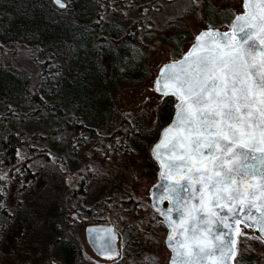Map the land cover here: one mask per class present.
Returning <instances> with one entry per match:
<instances>
[{"label": "snow or ice", "instance_id": "6c2138e0", "mask_svg": "<svg viewBox=\"0 0 264 264\" xmlns=\"http://www.w3.org/2000/svg\"><path fill=\"white\" fill-rule=\"evenodd\" d=\"M55 3L66 5L70 0ZM202 6L203 0H181L180 11ZM242 7L246 11L233 13L228 31L209 22L194 33L189 49L179 59L162 64L151 84L157 108L169 101L174 108L163 127V138L150 151L164 181L158 199L169 204L157 211L171 229L167 239L175 253L172 264H244V254L251 250L248 240L264 242V0H243ZM199 18L203 20L202 12ZM17 156H21L19 151ZM62 168L67 172L66 165ZM87 170L86 166L78 171ZM91 171L97 177L108 174L95 167ZM2 175L11 180L7 173ZM79 179L72 174L66 183L74 188ZM7 196L6 185L0 184V197ZM125 198L131 197H121ZM18 202L23 205L22 194ZM5 207L6 199H0V208ZM72 209H76L69 212L73 223L88 219L79 215L77 205ZM173 213H178V219H173ZM241 225L258 229L260 235L244 231ZM87 231L100 255H119L112 228L89 225ZM66 238L62 233L53 237L57 241ZM17 244L24 250L23 241ZM54 247L49 241V248ZM20 264L33 262L21 259ZM40 264L59 261L48 256Z\"/></svg>", "mask_w": 264, "mask_h": 264}, {"label": "rangeland", "instance_id": "374dc122", "mask_svg": "<svg viewBox=\"0 0 264 264\" xmlns=\"http://www.w3.org/2000/svg\"><path fill=\"white\" fill-rule=\"evenodd\" d=\"M50 1L52 3V0ZM173 1V4L165 5V10L158 15L159 24H168L167 33L157 37L159 42L148 61V74L143 81L127 85L121 90L108 87L104 81L96 80L98 85L90 83L102 93L98 111L113 107L117 118L129 116L133 123L134 120H140L144 130L156 128L159 108L157 94L151 90V84L162 64L171 58L179 59L194 42V33L209 22L213 27L227 31L234 19L233 13L244 12L243 0H203L201 8L183 12L180 11L181 0ZM117 8L114 7L115 11L102 15L104 20L92 29L88 42L92 43V46L106 44L102 43V39L106 38L104 30L107 24L122 29L128 27L134 13L127 12L123 7L121 10L127 15L121 14ZM201 12L202 21L199 18ZM51 14L55 15V12L51 11ZM177 39L179 44L176 43ZM80 45L74 44V49L71 48L65 54L56 53V58L53 64L48 66L42 82L55 86L61 78H67L71 86L82 87L87 81H92L85 78L86 72L94 70L101 74L98 66L91 65L94 61V48ZM169 52L173 54L171 57ZM23 58V55H18L13 57L12 61L18 62L20 70L40 75L31 58ZM15 66L18 67L17 64ZM101 66L105 69L104 61H101ZM149 96L151 99H146ZM38 113L39 111L29 120L25 129V137L31 138L30 145L43 151L33 156L44 154V157L38 159L39 169L35 178L30 182L19 181L21 183L16 182L13 177L8 182L3 178L8 196L0 197L6 199L7 203V207L1 208V211L10 219L0 231V264H20L21 259H31L33 264H40L48 256L58 260L59 264H64L63 242H73L77 246V264H169L171 251L166 246L168 230L152 209L150 198L152 186L159 179V169L150 156L151 147L155 143H144L140 149L126 145V148H121L112 157H107L103 153H97L96 141L103 140L100 136L112 134L118 123L102 127L101 130H96L95 134L91 130L90 134H87L85 129L81 130V140H78L79 126L73 122L76 118H71L66 124L58 123V119H54L53 129L48 125L52 124L48 116L43 112ZM24 150L20 152L21 156L33 158L29 154H23ZM49 152L53 155L50 156ZM62 165L67 166V172L63 170ZM86 166L87 171H78ZM93 167L108 174L97 177L91 171ZM72 174H75V178H82L74 188L66 183V178ZM136 176H139V179H136ZM21 194L23 205L18 202ZM129 203L132 208L130 214L124 211L126 207H130ZM73 204L77 205L79 215L87 216V220L76 219L75 223L72 222L75 218L69 217V212L76 210L72 209ZM104 218L117 227L124 223L131 224L134 235L130 243L127 240L123 242L120 257L111 261H103L96 256L84 238L86 224ZM153 221H156L154 226L151 225ZM57 224L62 227H57ZM241 227L244 231L259 236L257 230L243 225ZM61 233L67 238L58 241L53 239L54 234L59 236ZM18 240L23 241L24 250H19ZM49 241L55 244L53 249L49 248ZM248 244L251 245V250L244 254V264H263L264 242L251 238Z\"/></svg>", "mask_w": 264, "mask_h": 264}, {"label": "trees", "instance_id": "16d2710c", "mask_svg": "<svg viewBox=\"0 0 264 264\" xmlns=\"http://www.w3.org/2000/svg\"><path fill=\"white\" fill-rule=\"evenodd\" d=\"M173 3V0H70L61 10L50 0H0V184L6 185L2 175L5 171L16 182H30L35 178L38 159L44 154L33 156L43 151L30 145L31 138L25 137V129L38 111L48 116L52 123L48 125L53 129L56 119L58 123L66 124L76 118L73 122L79 126L78 140H81V130L85 129L87 134L91 130L95 134L102 127L118 123L112 134L100 136L103 140L96 141L97 153L107 157H112L126 145L140 149L144 143H155L159 139L163 127L174 115L171 101L160 105L156 128L146 131L140 120L133 123L129 116L117 118L113 107L98 111L102 93L90 83L98 85L96 80L104 81L108 87L121 90L143 81L148 74V61L158 43L157 37L167 33L168 24H159L158 15L165 10V5ZM114 7H118L121 14L123 7L134 13L128 27L122 29L107 24L106 38L102 39L106 44L92 46L88 43L92 29L104 20L102 15L115 11ZM148 24L154 26L149 29ZM74 44L94 48L91 65L98 66L102 73L86 72L85 78L92 81L82 87L71 86L67 78H61L55 86L43 83L42 78L48 66L53 64L56 53L65 54ZM18 55H23L24 60L31 58L40 75L20 70L18 62L12 61ZM41 55L44 56L41 58ZM101 61H104L105 69ZM133 126L140 131H135ZM22 149H25L23 154L33 158L18 157L17 152ZM9 219L0 208V231ZM62 255L64 264H77L79 260L73 242H63Z\"/></svg>", "mask_w": 264, "mask_h": 264}, {"label": "water", "instance_id": "95a60500", "mask_svg": "<svg viewBox=\"0 0 264 264\" xmlns=\"http://www.w3.org/2000/svg\"><path fill=\"white\" fill-rule=\"evenodd\" d=\"M53 1V3L56 5V6H58L59 8H61V9H64V8H66L67 7V4L66 5H57L56 3H55V0H52ZM245 10V9H244ZM246 11V10H245ZM220 31H222L223 32V30H220ZM159 72H160V70H159ZM159 74V73H158ZM163 130V129H162ZM161 138H163L162 137V131H161V133H160V137H159V139H161ZM158 139V140H159ZM157 140V141H158ZM156 141V142H157ZM155 142V143H156ZM156 162V161H155ZM157 163V165H158V162H156ZM158 169H159V165H158ZM158 173H159V171H158ZM158 176H159V174H158ZM159 181V184L157 183ZM158 181L155 183V185H156V187L155 188H152V191H151V203H152V207H153V204L155 203L156 205H157V207L156 208H154L153 207V209L160 215V213L157 211V208H164L163 207V203L164 202H167V201H164L163 203H161L160 201H159V199H158V197H159V195L163 192V184H164V181L160 178V176H159V179H158ZM168 203V202H167ZM168 207H169V204H168ZM164 209H167V208H164ZM163 219H164V221H165V217L164 216H162V215H160ZM173 219H178V213H173ZM92 226H94V227H97V228H100V229H103V228H106L107 226H102V225H92ZM166 226H167V224H166ZM88 228H89V226L87 227V229L86 230H88ZM107 228H112L111 226L110 227H107ZM168 228V227H167ZM251 229H255V228H251ZM257 231H258V233H259V230L258 229H256ZM114 231V230H113ZM171 232V229H169L168 228V234H167V237H166V246L168 247V249L171 251V257H170V261H169V264H172V259H173V256L175 255V253L173 252V249H172V247L170 246V244H169V242H168V235H169V233ZM87 235H88V241H89V244H90V246H91V248L93 249V251L98 255V256H100V257H102V258H106V259H114V258H117L119 255H117V256H113V257H111V258H109V257H107V256H102V255H100V253L97 251V249H96V245L92 242V240H90V238H89V232L87 231ZM259 235H260V233H259ZM115 236H116V234H115ZM177 238H179L178 237V234L177 235H174V237H173V240H172V243L174 244L175 243V241H176V239ZM114 246H115V249H116V251L119 253V249H118V244H117V236H116V239H115V241H114Z\"/></svg>", "mask_w": 264, "mask_h": 264}, {"label": "flooded vegetation", "instance_id": "af4514ba", "mask_svg": "<svg viewBox=\"0 0 264 264\" xmlns=\"http://www.w3.org/2000/svg\"><path fill=\"white\" fill-rule=\"evenodd\" d=\"M224 31H226V30H224ZM155 164L157 165V163L155 162ZM157 167H158V165H157ZM151 191H152V189H151ZM150 198H151V195H150ZM132 203V202H131ZM129 206L130 207H126V209L124 210L125 212H128L129 214L131 213V204L129 203ZM151 206H152V203H151ZM163 207L164 208H168V203L167 202H164L163 203ZM152 209H153V207H152ZM154 210V209H153ZM155 211V210H154ZM155 213L157 214V216L159 217V219H161L163 222H164V219L155 211ZM156 221H153L152 223H151V225L152 226H154V223H155ZM157 222L159 223V220H157ZM164 224H165V226H166V223L164 222ZM89 225H102V226H107V227H112V229L114 230V232H115V234H116V236H117V244H118V249H119V256L117 257V258H119L120 257V253H121V249H122V244H123V242L125 241V240H127L129 243L132 241V238L131 237H134V235L132 234L133 233V231H132V227H131V224H128V223H124V224H122L121 226H119V227H117L114 223H108V221H107V219L106 218H104V219H102V220H98V221H95L94 223H92V224H86V226H85V229H84V235H85V243L91 248V246H90V244H89V241H88V235H87V227L89 226ZM167 227V226H166ZM167 230H168V228H167ZM167 234H168V231H167ZM136 244H137V242H136ZM168 248V247H167ZM92 249V248H91ZM92 251H93V249H92ZM94 252V251H93ZM94 254L96 255V256H98L95 252H94ZM100 259H102L103 261H106V260H109V261H111V260H115V259H117V258H114V259H106V258H102V257H100V256H98Z\"/></svg>", "mask_w": 264, "mask_h": 264}, {"label": "bare ground", "instance_id": "6f19581e", "mask_svg": "<svg viewBox=\"0 0 264 264\" xmlns=\"http://www.w3.org/2000/svg\"><path fill=\"white\" fill-rule=\"evenodd\" d=\"M52 3H53V1H52ZM54 4V3H53ZM55 5V4H54ZM65 9V8H64Z\"/></svg>", "mask_w": 264, "mask_h": 264}]
</instances>
